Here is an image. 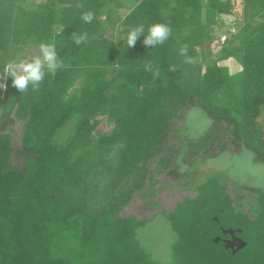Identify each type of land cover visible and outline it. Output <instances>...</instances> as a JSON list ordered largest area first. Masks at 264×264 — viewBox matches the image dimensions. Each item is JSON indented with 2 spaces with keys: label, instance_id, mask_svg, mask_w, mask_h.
Returning a JSON list of instances; mask_svg holds the SVG:
<instances>
[{
  "label": "trees",
  "instance_id": "1",
  "mask_svg": "<svg viewBox=\"0 0 264 264\" xmlns=\"http://www.w3.org/2000/svg\"><path fill=\"white\" fill-rule=\"evenodd\" d=\"M116 7L126 10L113 17ZM83 12L93 14L90 24ZM153 22L172 29L154 47L142 35L128 47L111 31L125 37L130 27ZM81 32L89 40L77 45L73 34ZM40 42L57 47L63 66L46 72L37 89L20 92L3 77L0 90V121L11 115L24 122L20 168L10 162V134L0 132V264H164L138 239L145 219L119 213L136 194L146 200L166 187L196 190L159 211L174 233L167 264H264V191L252 192L246 210L240 187L230 195L221 172L172 185L149 170L155 157L156 172L171 163L161 144L193 96L220 121L224 140L264 161L257 129L264 120V0H0V70ZM230 61L239 66L236 78ZM102 119L110 127L100 132ZM216 133L211 125L187 141L185 154L208 149ZM225 229L245 243L234 253L224 245Z\"/></svg>",
  "mask_w": 264,
  "mask_h": 264
},
{
  "label": "rangeland",
  "instance_id": "2",
  "mask_svg": "<svg viewBox=\"0 0 264 264\" xmlns=\"http://www.w3.org/2000/svg\"><path fill=\"white\" fill-rule=\"evenodd\" d=\"M125 10V8H114L112 11L113 17L122 15ZM234 12L239 16L241 6H238ZM106 13L107 11L104 8L102 10L103 18L106 17ZM226 28H229V30L233 28L234 30L235 26L226 25ZM223 30L225 28L221 31ZM111 31L116 39L125 40L118 27L111 29ZM215 47L218 46L215 45ZM38 54V46L29 45L26 48L25 57ZM228 66L230 74L233 78H236L239 71L238 64L235 61H230ZM23 125V120H16L11 115L0 121V132H8L11 136L10 162L18 168L22 166L24 159L20 140ZM211 125L217 127L216 138L210 143L208 149L199 152L193 157H188L185 154L189 151V147L186 145L187 141L198 140L199 136L207 131ZM109 127L110 123L102 119L97 125V130L102 132L108 130ZM257 129L260 133V141L264 145V120H258ZM224 135V127L220 121L211 120L201 107L197 106L196 97L193 96L184 107L178 109L176 115L171 119L169 129L161 144L163 148L161 155L169 156L172 160L171 163L166 170L156 172L155 157L149 165V170L156 180H164L172 185L182 181L186 184L194 183L195 180L198 182L203 179L204 173L210 171L221 172L222 175L229 177L226 183L230 195L235 193L238 186L240 190L247 187V190L242 193L252 198L253 194L249 192L250 187L264 190V161H256L252 151L240 148L239 145L229 140H224ZM221 143H223V149L219 147ZM193 163H195L193 170L185 177L181 170L188 173ZM183 189L161 188L157 195L147 196L146 200L136 194L131 202L124 206L119 213V215L124 217L134 215L136 218L145 219V224L137 230L138 239L154 259L164 264H167L170 260V245L174 240V233L162 212L159 211L162 210L164 213L170 211L175 203L179 202L183 197H191L195 194L194 191ZM156 202H158L157 205H155ZM246 207L247 204L244 203L243 208L246 209Z\"/></svg>",
  "mask_w": 264,
  "mask_h": 264
},
{
  "label": "clouds",
  "instance_id": "3",
  "mask_svg": "<svg viewBox=\"0 0 264 264\" xmlns=\"http://www.w3.org/2000/svg\"><path fill=\"white\" fill-rule=\"evenodd\" d=\"M81 20L86 24H90L93 20V14L91 12H83L81 14ZM171 32L172 29L169 24L153 22L147 26V29H145L143 24L130 27L124 39L126 40V45L132 47L142 35L143 44L154 47L163 44L169 38ZM73 40L77 45L81 43L86 44L89 40V34L87 32L74 33ZM38 48V55L31 57L17 55L3 65L2 70H0L3 73L2 77H0V90L7 88V84L3 82V77H10L12 87L20 92H24L30 86L33 89H37L41 81H43L46 72L54 74L57 69L63 66L62 60L57 52V47L53 43L40 42ZM186 51V47H181V54H184ZM144 67L146 71L152 70L150 63Z\"/></svg>",
  "mask_w": 264,
  "mask_h": 264
},
{
  "label": "water",
  "instance_id": "4",
  "mask_svg": "<svg viewBox=\"0 0 264 264\" xmlns=\"http://www.w3.org/2000/svg\"><path fill=\"white\" fill-rule=\"evenodd\" d=\"M238 231H239V229H238ZM224 232L230 234V236L232 237L231 240H225L224 241L225 247L232 249V253H234L236 250H238L244 246L245 243L240 238L235 237L234 230L225 229ZM217 240H218V237L213 238V241H217Z\"/></svg>",
  "mask_w": 264,
  "mask_h": 264
},
{
  "label": "flooded vegetation",
  "instance_id": "5",
  "mask_svg": "<svg viewBox=\"0 0 264 264\" xmlns=\"http://www.w3.org/2000/svg\"><path fill=\"white\" fill-rule=\"evenodd\" d=\"M181 173L184 174L185 177L187 176V173H186L185 171H182V170H181ZM246 188H247V187H245V189H243V190H239V191H238L237 198L240 199V200H245L244 203L247 204L246 210H251L252 203H253V201H254V196H253L252 198H250L249 196L247 197L245 194H243L242 192H243V191L245 192V191L247 190ZM256 190H257V188H255V187H250L249 192H257ZM262 191H264V190H262ZM245 196H246V197H245ZM254 216H255V212H253V214L250 215V217H254ZM235 237H237V236L235 235ZM231 239H232L231 236L226 237V238H223V240H231ZM235 241H236V240H235Z\"/></svg>",
  "mask_w": 264,
  "mask_h": 264
},
{
  "label": "crops",
  "instance_id": "6",
  "mask_svg": "<svg viewBox=\"0 0 264 264\" xmlns=\"http://www.w3.org/2000/svg\"><path fill=\"white\" fill-rule=\"evenodd\" d=\"M183 190H187V191H194V192H195V194H196V190H195V189H193V187H190V188H189V187H188V188H184ZM195 194H194V195H195ZM194 195H193V196H194ZM193 196H191V197H193Z\"/></svg>",
  "mask_w": 264,
  "mask_h": 264
},
{
  "label": "built area",
  "instance_id": "7",
  "mask_svg": "<svg viewBox=\"0 0 264 264\" xmlns=\"http://www.w3.org/2000/svg\"><path fill=\"white\" fill-rule=\"evenodd\" d=\"M230 30L233 31V28H231ZM224 38H225V36L221 35L219 39H220V41H222V40H224Z\"/></svg>",
  "mask_w": 264,
  "mask_h": 264
}]
</instances>
